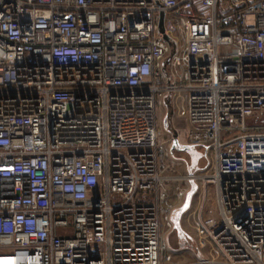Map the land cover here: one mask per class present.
I'll use <instances>...</instances> for the list:
<instances>
[{
  "label": "built area",
  "instance_id": "2783aa9c",
  "mask_svg": "<svg viewBox=\"0 0 264 264\" xmlns=\"http://www.w3.org/2000/svg\"><path fill=\"white\" fill-rule=\"evenodd\" d=\"M198 180L203 263L264 264V0H0V264H171Z\"/></svg>",
  "mask_w": 264,
  "mask_h": 264
},
{
  "label": "rangeland",
  "instance_id": "374dc122",
  "mask_svg": "<svg viewBox=\"0 0 264 264\" xmlns=\"http://www.w3.org/2000/svg\"><path fill=\"white\" fill-rule=\"evenodd\" d=\"M184 96L171 97L165 101L163 107L159 110V129L166 139L180 134L183 135L187 124L179 116V112L184 108ZM248 126L256 125L254 118L247 120ZM178 158L181 160L182 166L179 173L183 176L190 173L204 176L211 172L208 159L202 156L199 150H189L188 152H178ZM178 187L184 189V206L174 211L172 215L173 229L164 233L168 240L169 251L173 253L174 260L171 264H199L207 259L222 258L215 251H212L211 245L200 248L197 235V224L199 220V205L205 192V185L202 181L197 182H179ZM209 202L203 212L204 216L216 214L215 206V189L213 185H209ZM175 191V189H174ZM183 199V200H184Z\"/></svg>",
  "mask_w": 264,
  "mask_h": 264
},
{
  "label": "water",
  "instance_id": "95a60500",
  "mask_svg": "<svg viewBox=\"0 0 264 264\" xmlns=\"http://www.w3.org/2000/svg\"><path fill=\"white\" fill-rule=\"evenodd\" d=\"M160 30L161 32L164 31V14H161V21H160ZM168 40V38L166 37ZM173 148L180 151V152H188L189 150H192L189 146H181L177 140L174 141Z\"/></svg>",
  "mask_w": 264,
  "mask_h": 264
},
{
  "label": "bare ground",
  "instance_id": "6f19581e",
  "mask_svg": "<svg viewBox=\"0 0 264 264\" xmlns=\"http://www.w3.org/2000/svg\"><path fill=\"white\" fill-rule=\"evenodd\" d=\"M200 264H207V263H203V262H202V263H200ZM210 264H211V263H210Z\"/></svg>",
  "mask_w": 264,
  "mask_h": 264
}]
</instances>
